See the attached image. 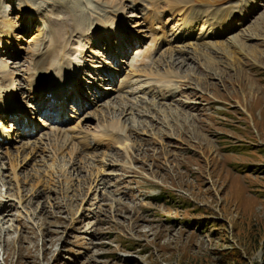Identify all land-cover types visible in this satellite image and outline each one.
<instances>
[{
  "label": "rangeland",
  "instance_id": "obj_1",
  "mask_svg": "<svg viewBox=\"0 0 264 264\" xmlns=\"http://www.w3.org/2000/svg\"><path fill=\"white\" fill-rule=\"evenodd\" d=\"M14 1L0 70L18 93L6 102L34 127L8 116L0 139L36 149L17 159V177L0 151V264H263L264 0H223L186 26L189 8L172 0H78L94 33L81 50L68 41L79 67L54 105L31 70L42 22L68 0H27L35 17ZM240 4L228 30L204 23ZM151 8L158 18L145 17ZM109 16L119 42L95 27ZM111 123L125 145L108 140Z\"/></svg>",
  "mask_w": 264,
  "mask_h": 264
},
{
  "label": "bare ground",
  "instance_id": "obj_2",
  "mask_svg": "<svg viewBox=\"0 0 264 264\" xmlns=\"http://www.w3.org/2000/svg\"><path fill=\"white\" fill-rule=\"evenodd\" d=\"M3 1L4 2H10L11 1V2L9 4L7 3L8 4L7 6L3 5L0 8V34L9 35L10 37H12V36H14L13 35V29H12V26L10 27V24H8L7 21H8L9 15H10L9 11L14 8L13 6H15L16 3L14 0H3ZM68 1H66V3L63 2L62 4H59V5L57 4L54 7V9H57L58 13L61 15L60 19L53 20L54 18H52L48 21H47V19H45L42 22L43 27L47 29L46 37L48 40L46 41V44H44L42 52L33 61V66H32V70H31V71H33V75L37 78V80L39 82L38 84H35L34 86L31 85V88L34 89L35 86L38 85L36 88L37 90L46 89L43 92L44 94H41V93L40 94L44 95L47 98V101H48L47 103H50V104H52V103L56 104L54 101H57V104L61 103L62 98L67 93L68 86H71V85L73 86V82L76 78L77 69L79 67V61H78L79 57L73 56L74 62H72L70 60V58H69L70 54L75 51L74 49L72 50V47H70L71 41L74 42V44L78 42V45L75 48L81 50L85 46V44L86 43L88 44L89 40L92 39V33H94L93 32L94 30H91L88 32L91 34V38H90V35L88 36V33L85 32L86 31L85 23H84L85 11L83 9V5H81L78 2V0H73V1H69V2ZM172 1L173 2H171V3H169V1H168V7L169 6L170 7L182 6V7L189 8L187 10V12L180 18V20H182V21L179 23L182 26L183 25L186 26L188 21H189V23H192V20H194L196 18L194 15H196L200 11V9L204 10V9L211 8V6H213L215 3L219 4L223 0H172ZM16 2H19L16 7L20 8L19 9L20 12L26 14L27 17H35V16L41 15L40 10L38 9L37 6L35 7V4L33 2H32V4H31V1H27V0H24V1L19 0ZM22 2L24 3V5ZM156 3H158V1H156ZM151 4H155L154 1ZM218 4H216V5H218ZM21 5H23V6H21ZM31 5H33L34 7H32ZM245 5L246 4H243V5L240 4V6L235 11L220 10L217 12V10L213 9L211 11V14H210L211 20L205 19V22L204 21H202V22L207 24V26H210V28H213L215 30V32H217V34H219L222 31L228 30L227 26H224V25L227 24L228 20L231 18V15L234 12L242 14L244 12V10L247 9L248 6H245ZM195 6H199V9L198 8L196 9ZM220 7H222V6H220ZM120 9H122V7L118 8V10H120ZM171 9L174 10L173 8H171ZM156 13H157L156 10L152 9L151 12L145 11L143 14H145L146 18H148V19L151 18L153 20L155 17H157ZM176 13H178V12H176ZM200 15H202V14H200ZM45 17H46V15H45ZM110 19H111L110 16L109 17H103L102 19L96 18L95 27H100V29L102 30L101 32H103L105 35L106 34L107 35L112 34V36L115 38V40H117V42H119V38L121 35L116 33L117 30H113L110 27L106 28L109 25L110 26L112 25L111 24L112 20L109 21ZM107 21H109V23ZM204 23L202 24L203 26H204ZM176 24H178V23H176ZM176 24H175V27H176ZM172 27H174V26H172ZM73 36L75 38H78V39H76V40L73 39ZM68 41H70L69 45H68ZM232 44H233V42L231 41V45ZM234 44L237 45V42L234 41ZM149 50H151V49H148V51ZM146 51H147V49H146ZM144 53H145V50L143 51V54ZM144 55H146V54H144ZM66 62H68L69 65H66ZM0 68H2V67L0 66ZM73 68H75V69L73 70ZM41 77H43V78H41ZM9 78L10 77L6 76L5 73H3V70L2 71L0 70V117H2L1 122H3L4 124L7 122L6 117H8L9 114H11V115L14 114L13 110H15V109L21 110V112L23 114V115H21L23 118V121L30 118V117H28L30 115V112L28 111V109L25 106H22V105L17 103V105L15 107V106L9 105L8 102H6L8 100L7 98L10 96V94H13L15 96H17V94H18L17 92H15L14 90H12L10 88V81H9L10 79ZM164 81H166V80H164ZM169 83L170 82L167 81V84H169ZM35 93L37 94V96L42 101L43 96L39 95L37 92H35ZM75 93H76V91H75ZM4 94L6 95L5 98H4ZM47 103H46V105H48ZM54 104H52V105H54ZM65 107H66V104L64 105V108ZM41 112H42V110H41ZM64 116H66V115L64 114ZM32 119L33 118L31 117V120ZM8 123H10V120L8 121ZM29 126L31 129H33L34 123H30ZM107 127L103 126L102 130H99V127H97L94 131H95V133H99L101 136L104 132H107L106 131L107 129H105ZM10 128L5 129V127H3L0 130V138H1V136H5L8 139L9 135H10V131H11ZM109 128H110V132L109 133L107 132L108 140L118 144L119 146L125 145L124 136H122L120 134V132L119 133L116 132V130L121 131V129L119 130V126L118 125H112V123H111V126H109ZM11 138H12V136H11ZM29 138H31V137H29ZM5 139L6 138H4L3 140L0 139V140H2V141H0V151L5 155V160L7 161L8 167L10 168L12 175L15 177L16 167L18 165L17 159L20 158V155H24L23 159H22V160H24L25 156L31 155V153L33 151H35L36 148L34 145H27V142H26V143H21L20 145H17V147H15L14 151H13L10 146L5 145L7 142V139L6 140ZM16 177H17V175H16ZM16 183L19 185V187L22 185L20 183V180H18V178H17Z\"/></svg>",
  "mask_w": 264,
  "mask_h": 264
},
{
  "label": "trees",
  "instance_id": "obj_3",
  "mask_svg": "<svg viewBox=\"0 0 264 264\" xmlns=\"http://www.w3.org/2000/svg\"><path fill=\"white\" fill-rule=\"evenodd\" d=\"M242 114V113H241ZM243 115V114H242ZM162 194H164V193H162ZM263 261H264V256H263ZM263 264H264V262H263Z\"/></svg>",
  "mask_w": 264,
  "mask_h": 264
}]
</instances>
